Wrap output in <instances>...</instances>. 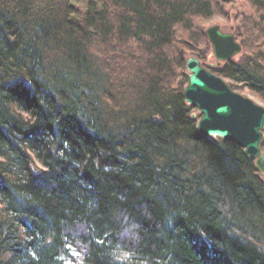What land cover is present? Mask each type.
<instances>
[{"label":"trees","instance_id":"obj_1","mask_svg":"<svg viewBox=\"0 0 264 264\" xmlns=\"http://www.w3.org/2000/svg\"><path fill=\"white\" fill-rule=\"evenodd\" d=\"M190 56L264 102V0H0V264H264L262 173L197 132Z\"/></svg>","mask_w":264,"mask_h":264},{"label":"water","instance_id":"obj_2","mask_svg":"<svg viewBox=\"0 0 264 264\" xmlns=\"http://www.w3.org/2000/svg\"><path fill=\"white\" fill-rule=\"evenodd\" d=\"M216 65L240 53L241 46L232 32H223L219 25L206 29ZM188 82L183 89L185 102L197 108V132L210 139L230 140L255 160L264 174V150L260 148L264 128V107L232 90L220 76L212 73L194 56L185 61ZM194 117V114H192ZM34 172L38 168H33Z\"/></svg>","mask_w":264,"mask_h":264},{"label":"rangeland","instance_id":"obj_3","mask_svg":"<svg viewBox=\"0 0 264 264\" xmlns=\"http://www.w3.org/2000/svg\"><path fill=\"white\" fill-rule=\"evenodd\" d=\"M227 6L229 7L230 9V12L233 11V2H229L227 4ZM206 26L210 27V26H213V25H219L220 27V30H222L223 32H231V28L233 26V20L230 19L229 22L225 21L223 18H221L220 16H215L209 20H207L205 22ZM238 55H235L232 59H236L238 58ZM207 62L209 64H214L216 62L215 58L213 57V54H208V57H207ZM186 74L188 75V71L186 70L185 71ZM227 82V81H226ZM186 86V85H185ZM236 92L250 98L252 101H254L256 104L264 107V102L260 99H258L257 97H255L254 95H252L247 89H243V88H239V89H236ZM194 114V117H199L200 113L199 111L197 110V108H194V111L193 113ZM37 166L40 167L41 165L39 163H37ZM262 178L264 179V174H262Z\"/></svg>","mask_w":264,"mask_h":264}]
</instances>
